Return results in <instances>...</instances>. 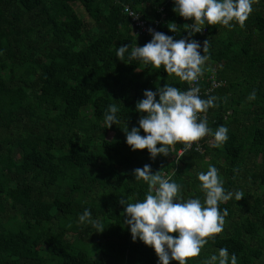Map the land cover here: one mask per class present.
I'll return each mask as SVG.
<instances>
[{
  "label": "trees",
  "instance_id": "trees-1",
  "mask_svg": "<svg viewBox=\"0 0 264 264\" xmlns=\"http://www.w3.org/2000/svg\"><path fill=\"white\" fill-rule=\"evenodd\" d=\"M125 4L149 22L162 7L164 33L187 37L192 20L173 11V0H0V264H157L151 246L132 240L119 203L145 198L147 183L133 175L145 164L180 184L185 200L203 202L197 174L209 164L226 192L243 193L220 203L228 211L223 231L188 264H204L222 247L238 264H264V0L243 27L206 25L190 37L209 41L198 84L220 85L200 96L218 98L204 114L211 129L227 126L228 140L212 147L206 135L203 152L181 156L178 142L155 159L146 148L132 150L122 128L138 126L135 103L145 89L184 90L185 81L163 66L117 58L122 44L131 51L148 42L134 33ZM77 6L96 27L94 37ZM109 104L120 109V124L104 127ZM86 208L103 231L79 221Z\"/></svg>",
  "mask_w": 264,
  "mask_h": 264
},
{
  "label": "clouds",
  "instance_id": "clouds-1",
  "mask_svg": "<svg viewBox=\"0 0 264 264\" xmlns=\"http://www.w3.org/2000/svg\"><path fill=\"white\" fill-rule=\"evenodd\" d=\"M255 2L173 0V11L192 20L191 24H187V37L174 39L172 35L150 27L148 32L151 33V39L143 46L136 43L129 51V45L122 44L116 49V56L121 61L125 60L127 54L129 63L141 61L145 67L150 66L152 69L163 66L168 75L192 85L187 90L171 84L157 87L155 91L144 90L143 98L135 103V109L140 114L138 126L130 130L126 125L122 128L126 143L132 150L146 148L150 157L155 159L158 154L169 155L170 146L178 142L183 144L181 156L192 147L193 142L206 135L213 136L212 147H220L228 140L227 126L220 125L213 130L208 126L206 116L199 118L200 113L216 106L218 98H201L200 86L196 83L203 74L202 65L208 59L205 53L209 50V41L206 39L201 45L190 37L202 31L206 25L221 24L231 28L235 26L231 22L235 21L243 27ZM170 29L176 32L175 23ZM255 98L256 92L253 90L248 99ZM119 110L116 104L108 105L104 113V127L120 124L117 116ZM133 175L134 180L147 183L148 191L143 200L130 203L123 197L119 199V203L124 206L123 224L129 227L133 241L139 239L154 249L158 256L157 264H170L171 260L188 264V258L198 256L209 238L223 231L228 211L220 209V203L233 196L237 200L243 197L241 191L226 192L217 167L211 164L206 172L197 174L200 182L198 187L205 194L203 202L198 197L185 200L180 195L181 185L170 176L165 178L159 171L152 172L149 164L135 168ZM79 221L91 225L97 232L105 228L100 220L92 218V212L87 208L79 216ZM204 264H238V257L235 253L230 255L228 249L222 247L218 253L207 257Z\"/></svg>",
  "mask_w": 264,
  "mask_h": 264
},
{
  "label": "built area",
  "instance_id": "built-area-1",
  "mask_svg": "<svg viewBox=\"0 0 264 264\" xmlns=\"http://www.w3.org/2000/svg\"><path fill=\"white\" fill-rule=\"evenodd\" d=\"M122 11H123V13H125L129 17L130 25L133 28L134 33L138 37H147V39L149 41L151 39V33L148 32V28H150V27L156 31H160V32L164 33V31L161 29V26H162V24L164 22V18H165V13L163 12L162 7H160L158 9L159 17L156 18L155 20H153V22H149L148 20L143 18V16L141 15L140 12L131 8L128 5H123ZM191 23H189V24H191ZM200 32L201 33L205 32V27ZM172 36L174 37V39H177L176 34H173ZM202 79L200 77L196 83H199L200 80H202ZM219 85H220L219 81L212 79V82L209 86H207L206 88H203L202 90L200 89V95L202 93L211 92L214 88L218 87ZM190 86H192V85L189 82L185 81L184 90H187ZM204 116H205L204 113L199 114V118H201V119L204 118ZM191 148H193L194 150H197L199 152H203V150H204V148L202 146V142L200 140L193 142ZM180 151L181 150L178 151L179 154H180Z\"/></svg>",
  "mask_w": 264,
  "mask_h": 264
},
{
  "label": "rangeland",
  "instance_id": "rangeland-1",
  "mask_svg": "<svg viewBox=\"0 0 264 264\" xmlns=\"http://www.w3.org/2000/svg\"><path fill=\"white\" fill-rule=\"evenodd\" d=\"M77 9H78V12L79 14L84 17L86 19V21H88V24H87V28H85L84 32L85 34L91 38V37H94L96 35V27H94L93 25L90 24V19L88 17V15L86 14L85 11L81 10L78 6H77ZM214 68V67H213Z\"/></svg>",
  "mask_w": 264,
  "mask_h": 264
},
{
  "label": "crops",
  "instance_id": "crops-1",
  "mask_svg": "<svg viewBox=\"0 0 264 264\" xmlns=\"http://www.w3.org/2000/svg\"><path fill=\"white\" fill-rule=\"evenodd\" d=\"M213 69H214V68H213ZM213 69L211 70V69L208 68L207 70H210L211 72H213ZM210 76L212 77L213 75L211 74Z\"/></svg>",
  "mask_w": 264,
  "mask_h": 264
}]
</instances>
